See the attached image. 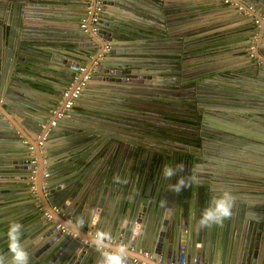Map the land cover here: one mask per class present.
<instances>
[{
    "label": "water",
    "instance_id": "95a60500",
    "mask_svg": "<svg viewBox=\"0 0 264 264\" xmlns=\"http://www.w3.org/2000/svg\"><path fill=\"white\" fill-rule=\"evenodd\" d=\"M96 2L101 10L98 21L92 24ZM254 2L264 8V0ZM205 6L204 0H0V137L9 139L0 140V176L11 173L22 185L35 165L38 198L31 196L34 206L21 223L28 264H80L83 259L87 264H104L108 253L90 244L80 245L55 228L53 222L67 229V218L72 225L92 222L96 230L116 235L127 249L147 248L150 259L158 264L180 258L185 264H264V204L233 191L238 187L233 178H226L227 182L220 179L223 165L248 169L246 160L264 156V136L252 134L248 123L254 119L264 123V60L259 46L264 26L259 25L253 56L232 68L214 62L184 63L181 54L186 50L172 53L169 46L166 52L157 46L167 40L171 45L195 40L194 35L203 32L205 26L188 25L183 34L174 25L182 23V18L191 22L201 19L206 14L202 12ZM62 7L84 12L58 11ZM187 11L191 13L180 14ZM251 16L256 17L253 13ZM91 25L96 27L94 32ZM104 44L109 47L107 51H103ZM161 54L173 58L158 57ZM90 68L91 82L85 87H98L103 96L91 110L93 115L87 117L100 122L106 131L72 123L70 110L54 126H48L52 111L63 102L61 91L76 84ZM103 68L106 75L100 74ZM37 79H47L42 83L44 90L32 85L39 82ZM40 93L45 99L38 97ZM180 112L189 116H179ZM231 112L248 119L240 124L244 126L240 133L234 132L237 122ZM176 119L189 124L177 125ZM161 122L167 126L163 130H159ZM129 134L137 140L127 139L125 135ZM235 135L241 141L239 146L235 144L238 147L230 144L229 139ZM152 138L156 143L170 138L181 144L171 153H165L162 145H153L157 161L152 175L143 171L144 166L126 169L132 149H148L149 143L144 140ZM253 140L262 145L253 147ZM87 142L101 145L98 156L86 151L91 156L86 155L74 176L68 174L80 168L75 164L60 168L67 174L56 170L54 162L67 155L74 157L76 149ZM126 152L128 159L122 160ZM31 159H35L34 164ZM178 163L183 164V171L165 178L162 169ZM256 170L264 172L262 167ZM42 173L46 174L43 178ZM52 174L59 177V185L50 182ZM181 177H195V181L176 193L172 186ZM255 182L264 183V176H258ZM224 191L234 197L233 215L221 224L199 229L202 212ZM36 198L48 217L37 208ZM68 228L81 235L75 228ZM8 244L2 246L0 242V255L10 256ZM209 244L213 248L210 256ZM126 264H131L127 258Z\"/></svg>",
    "mask_w": 264,
    "mask_h": 264
},
{
    "label": "crops",
    "instance_id": "0c3cea01",
    "mask_svg": "<svg viewBox=\"0 0 264 264\" xmlns=\"http://www.w3.org/2000/svg\"><path fill=\"white\" fill-rule=\"evenodd\" d=\"M189 1L190 0H178V2H180V3L181 2H189ZM244 1L245 2H243V0H242L241 2H242V4H244L248 7V11H249L248 15H244L242 13H239L236 9H233V6L228 5V4H224V3H220V1H218V0H204L206 6L203 7L202 12L205 11L206 14L200 16L201 19L197 20L198 23H196L197 21H193V22L189 21V18H187L186 20L182 18V23H180L179 25L178 24L174 25L177 28L178 32L183 33V34L189 29L188 25L190 28H194L196 26H205V30L203 32H201L197 35H194L195 40H192V41L189 40L186 42L182 41V43L179 41L178 44H176L174 42V44H172V45L170 43H167V41H168L167 40V41H163V42H158L157 46L159 47L160 50L165 51V52H166V47L169 46V51H171L173 49L172 53L174 51H175V53H180L182 50H186L187 53H185V55L181 54L182 57H185V60L183 61L184 63L187 62V63L193 64V62H194V64L197 63L198 65L199 64L207 65V64H210L211 62H214V63H218L219 65H221L223 67H226V68L231 67L232 68L233 66L240 65L242 63L247 62L249 55L246 52V49L249 46L248 44L251 40V37L255 36L256 40H257L259 38V32L261 30L260 26L256 27V25L253 23V19L255 17H252L251 14L253 13L256 16H262L261 13H264V8L263 9L258 8L257 3L254 2V0H244ZM209 4L214 5V7L211 8ZM59 9L60 10H58V11H62L64 13H74V14L81 13V14H83V12H84L83 10L78 11V10H74V9H66L65 7H62ZM213 9H215L216 11L211 12V10H213ZM193 11L195 12L197 10H193ZM188 13H191V12L187 11L186 13H180V14L186 15ZM63 17L69 18L70 16H63ZM197 17L198 16H196L194 18L196 19ZM108 21H110V20H108ZM192 25H194V26L192 27ZM211 26H213V28L207 29ZM262 26H264V24H262ZM263 30H264V28H263ZM185 38L188 39L187 36ZM263 39H264V37L261 38V43L259 42V46L262 49L261 57L264 60V41H263ZM255 41H254L253 45L255 44ZM180 43H181V46H180ZM190 44H192V45H190ZM118 47H121V45H118ZM3 48H5V47H3ZM170 56L171 55H162V54L158 55V57H161V58H173ZM175 56H177V55H175ZM244 56H247V58H245ZM255 61L257 62L256 59L252 60V62H255ZM109 62H114V61H109ZM238 67L239 66H237L235 68H238ZM168 71H169V69H168ZM106 73H107V70L105 68H103L102 71H100L101 75H106ZM162 77L165 78L167 76H162ZM44 80H47V79H44ZM44 80L37 79L36 81L37 82L39 81V82L37 84L32 83V85L35 88H38L40 90H44L43 88H45V87L42 85V83H45ZM89 82H91V81L90 80L87 81V86H88ZM96 82L98 83L100 81H96ZM100 90L101 89L98 87H85V89H83L81 94L75 100L73 107L69 111L70 114L73 116L72 117L73 118L72 123H74L76 125L90 126V127H92V129L97 130V131H101V132L106 131L104 128L99 126L100 122L92 121L87 117V115L92 114L91 110H93L95 107H97L99 102H101L100 99H102L101 96H103V95L100 94ZM40 94H39L40 96L38 95V97L45 99V97L43 95L44 93H40ZM30 111H32V110H30ZM182 113L183 112H180L179 115H182ZM232 114L234 115L233 120L235 119L234 120L235 123L237 122L235 125H233L235 128L234 132L236 133L239 131V133H240V131H242L241 127H244V126H241L240 124H243V125H244V123L246 124V122H248L247 121L248 119H244L243 117H240L239 115H237V113H232ZM198 116H200V114H198ZM210 117H211V119H213V121L220 122L219 118H216L215 116H210ZM16 119H18V118H16ZM255 120L256 119L248 122L250 124L251 129H253V131H251L252 134H255V136H257V137L262 136V135L264 136V123H260V121H258V120L255 121ZM90 122H92L93 124ZM177 122H183V123L189 124V122L186 120H180L179 119V120H177ZM176 124L182 125V126L184 125V124H180V123H176ZM178 128H180L181 130H184V131H186V130L193 131L192 128H186V127H180V126ZM221 128L223 129L224 127H221ZM217 130H221L220 127H218ZM108 132H110V131H108ZM151 134L157 135L155 133H151ZM179 134H181V133H179ZM33 135H31V137H34ZM125 136L127 139H132L133 141L137 140V138H135L134 136H131L130 134L125 135ZM158 136H160L162 138L164 137L163 135H158ZM222 136H226V133H223ZM18 137H19V135H18ZM233 137H234V139H229L231 142L230 144L234 147H238L241 144L240 138L237 137L236 135ZM0 140L5 141V140H9V139L0 137ZM223 140H225L224 142H227L226 138H223ZM144 141H145V143H149L148 144L149 148L143 149L140 152L137 151V148L132 149V152L130 153V158H129L127 165H126V169L133 168V167L139 168L141 166H144L143 171H146L145 173H149V175H152L154 173V169H155L156 161H157V159H156L157 154L155 152L156 151L155 148H153V145H155V146L162 145L165 153L166 152L171 153L172 151H175L177 148V147L174 148L172 146L173 144H175L177 142H178L177 146H179L181 144V142L179 140H175V139L170 140V138L169 139L167 138L164 141H160L159 143H156L157 141H155L154 138L148 139V140L145 139ZM24 143H26V142L24 141ZM250 143L253 145V147L262 145L261 143L255 142L254 140L251 141ZM235 144L238 146H236ZM262 146L264 149V144ZM100 149H101V145H97L96 142H91V143L87 142L84 145H81L80 148L76 149V151H75L76 153L74 154V157H73V154L71 156L67 155V156L63 157L62 160L54 162L55 165L57 166L56 170H59L60 168H70V167L72 168L73 165L75 164L76 165L75 167L78 168V166H80V168L76 171L73 170L71 172V174H68V175L74 176L75 174L79 173V171L81 170V167L84 165L83 162L86 158V155L88 154V153H86V151H90L92 153H95L94 156H98L99 152L102 151ZM79 151H81V154L85 153L84 154L85 156L76 162V158L79 157V155H81L78 153ZM88 155H90V154H88ZM106 155L107 154L103 155L102 158H105ZM248 155L249 156L252 155L253 157L258 156L257 154H248ZM128 156H129V153L126 152V158H123L124 155H123V157L121 156L120 158L122 160H124V159L127 160ZM246 161L249 162V165L245 164L246 166H248V169H240V170L235 169V168L232 169V168H229V167H226L225 165H223L224 173L220 174V179L223 182H227L226 180H228V179H226V178H233L235 184L236 185L238 184V187L232 188L233 191H235L236 193H238V191H241L242 193H240V195L244 196L245 198H247V199L249 198L254 203L258 202V203L264 204V183L259 182L257 184V182H255V180L258 176H264L263 171H260V170L257 171L256 170V169H259L260 167H262L264 169V156L261 160L257 157H254V158L248 159ZM201 166H205V165H201ZM253 167H256V168H253ZM137 169H136V173H138ZM253 169H255V170H253ZM59 171L63 172L64 174L68 173V171H63L61 169ZM239 172H242L244 175L242 173H239ZM34 173H35V171H34ZM203 173H205V170H203ZM54 175H57V173H55ZM54 175L52 174L53 179L50 180V182L51 183L56 182V184L59 185L60 183L58 184L57 181H59L60 179H59V177L58 178L54 177ZM222 176H225V178H221ZM242 177L247 179V181H243L242 179H241V181H239L238 178H242ZM41 178H43L42 175H41ZM222 179H225V180H222ZM19 182H20V179L15 178L14 175L11 173L4 174V175L0 176V223H3L4 221L5 222L8 221L6 224H3V225L0 224V242H1L2 246H3V244L8 243L7 232H8L10 225L14 222H19L21 224L28 219V217H23V216L27 215L28 212L30 213L32 211L31 208L34 206L33 200H35V199H32L31 196L37 197L36 192H35V188L33 191L34 193H30V195H27L28 191L30 192L29 188L27 187V178H26L25 182L22 183V185H19ZM235 184L233 183V185H235ZM33 185L35 187L34 182H33ZM37 202H39V199L36 200V203ZM39 205H40V207H42L40 202H39ZM21 212H24V213H21ZM65 220L67 221L66 222L67 229L64 226L63 227L67 231L71 230L68 227L75 228L77 231H79L81 233V235H78L74 231H70V232L75 234L76 237L83 239L86 244H90L93 249L101 250L102 252H104V254H106V253H108V255L115 254L116 249H118L120 247H125V245L120 244L116 235H108V234H104V233L96 230L94 228V225L92 224V222L91 223L84 222L83 226H80L79 224L72 225L71 223H69V221H70L69 218H67ZM53 223H55V222H53ZM33 224H35V223L33 222V223H30L29 225L31 226ZM42 231H43V229H42ZM37 233H39V232H37ZM101 234H103L105 237L103 240L104 246H98L95 243V241L99 238V236ZM107 239H111L113 241L108 242ZM143 245H145V244H143ZM125 248L127 249V247H125ZM139 249L148 251L147 248L146 249L139 248ZM139 249H135V248L127 249V251L130 253V255H128V256L129 257L135 256L137 258V260H141L140 262H144L145 264H158L157 261H155L154 259L153 260L150 259L151 251H148L149 257H145V256L141 255L140 253H138ZM212 250H213L212 245L209 244L208 256H210ZM70 261L71 260H69V263H70ZM84 262L87 264V261H85L84 259H83V262H81L80 264H84ZM77 264H79V263H77Z\"/></svg>",
    "mask_w": 264,
    "mask_h": 264
},
{
    "label": "clouds",
    "instance_id": "9594fccd",
    "mask_svg": "<svg viewBox=\"0 0 264 264\" xmlns=\"http://www.w3.org/2000/svg\"><path fill=\"white\" fill-rule=\"evenodd\" d=\"M183 169V164L178 163L174 167L165 166L162 171L165 178H172L176 176L178 172H182ZM194 181L195 177H189L188 180L181 177L173 184V191L179 193L185 188L191 187ZM234 204L235 200L231 193L224 191L218 198L214 199L212 206L202 212L197 222L198 228H210L213 225L223 223L233 215L232 209ZM22 228L23 225L19 222H14L10 225L7 232L9 242L8 252L10 256L5 257L4 255H0V264H28L29 253L21 242ZM104 238V235L101 234L95 243L98 246H104ZM128 255H130V253L127 249L125 247H120L115 250V254H110L105 257L104 264H126L125 258Z\"/></svg>",
    "mask_w": 264,
    "mask_h": 264
},
{
    "label": "built area",
    "instance_id": "2783aa9c",
    "mask_svg": "<svg viewBox=\"0 0 264 264\" xmlns=\"http://www.w3.org/2000/svg\"><path fill=\"white\" fill-rule=\"evenodd\" d=\"M224 4H228V5H231L233 6L239 13H242L244 15H248V7L247 6H244V4L240 3V2H236V0L234 1H231V0H222ZM100 10H101V6L99 5V2H96L95 3V6L93 8V11L91 13V17H90V22L92 24H96V22L98 21V16L100 14ZM84 21V20H82ZM253 23L256 25V27H258L259 25L261 24H264V16H256L254 19H253ZM83 27V25H81ZM96 29V27H93V25H91V31L94 32ZM256 40V37L255 36H252L251 37V40L249 42V46L247 47V51H248V55L249 56H253V48H254V41ZM108 50V45L107 44H104L103 46V51H107ZM99 57L101 56V54L98 55ZM95 64V63H94ZM91 69L90 68L89 70H87L84 74L81 75V78L78 80V82L76 84H70V85H67L60 93V98L63 100L62 104H61V107L57 110H53L52 111V117L51 119L48 121V126H54L55 125V121L57 119H60L62 118L65 113L67 111H69L74 103H75V100L78 98L79 94L81 93V91L83 90V88L85 87L86 85V82L89 80L90 76H91ZM79 70L83 71L84 68L83 67H79ZM47 128V127H46ZM37 144L38 146H40L41 144V141H37ZM27 149L31 150L32 147L30 145L27 146ZM39 151L41 153L44 152V150L39 147ZM31 163H35V160L34 159H31L30 160ZM34 168H35V165L33 167V169L31 170L30 174L28 175L27 177V186L30 190V193H34V185H33V182H34ZM46 174L43 173L42 176L44 177ZM39 210L42 211V215L44 217H48V213L45 212L42 207H38ZM54 226L55 228L59 231V232H62L64 234H66V236L70 239H74V240H77L79 242L80 245H83L85 244V241L81 238H78L76 237L75 234L71 233L70 231H67L61 224L59 223H54ZM108 242H112L113 240L111 239H107ZM138 253H140L141 255L145 256V257H149V252L146 251V250H138ZM127 259L129 260V262L131 264H145L144 262H140L137 260V258L135 257H127ZM164 264H185L183 258H180L179 261H176V262H167V263H164Z\"/></svg>",
    "mask_w": 264,
    "mask_h": 264
},
{
    "label": "flooded vegetation",
    "instance_id": "af4514ba",
    "mask_svg": "<svg viewBox=\"0 0 264 264\" xmlns=\"http://www.w3.org/2000/svg\"><path fill=\"white\" fill-rule=\"evenodd\" d=\"M109 49V47H108ZM189 114L187 112H183L182 115H179V116H188ZM163 121V120H162ZM175 122H177V119L175 120ZM179 123V122H178ZM181 124H184L183 122H181ZM166 123H162L161 122V125L159 126V130H163V128H166ZM178 143V142H177ZM177 143L173 144L172 146L175 148V147H178L177 146ZM28 187V186H27Z\"/></svg>",
    "mask_w": 264,
    "mask_h": 264
}]
</instances>
